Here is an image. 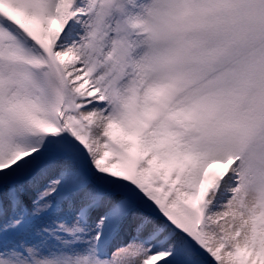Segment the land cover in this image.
Returning a JSON list of instances; mask_svg holds the SVG:
<instances>
[{
	"label": "snow or ice",
	"instance_id": "1",
	"mask_svg": "<svg viewBox=\"0 0 264 264\" xmlns=\"http://www.w3.org/2000/svg\"><path fill=\"white\" fill-rule=\"evenodd\" d=\"M0 264H264V0H0Z\"/></svg>",
	"mask_w": 264,
	"mask_h": 264
}]
</instances>
